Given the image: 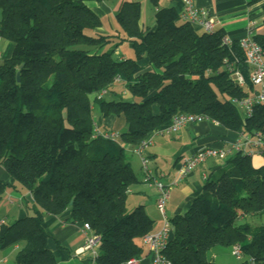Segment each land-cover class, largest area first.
<instances>
[{"label": "trees", "instance_id": "trees-1", "mask_svg": "<svg viewBox=\"0 0 264 264\" xmlns=\"http://www.w3.org/2000/svg\"><path fill=\"white\" fill-rule=\"evenodd\" d=\"M89 1L0 0V41L13 45L0 65V169L16 184L0 180V198L12 188L33 200L32 215L0 227V251L19 249L15 264H56L44 223L66 213L99 238L96 264L141 259L137 241L152 232L153 222L143 207L126 209L138 182L127 150L173 117L200 115L230 132L264 135V106L242 116L233 102L257 90L238 43L223 45L222 31L195 32L157 2L154 30L141 27L139 3L125 2L115 14L123 36L99 35L101 21ZM253 39L264 52V20ZM124 43L135 58L115 61ZM226 64L241 72L245 88ZM102 91L112 100H98ZM95 109L123 123L119 142L93 138ZM253 219L263 222L253 225ZM168 222L172 237L164 257L170 264H214L210 250L235 245L241 264H264V164L255 167L252 158L235 153L208 176L186 212Z\"/></svg>", "mask_w": 264, "mask_h": 264}, {"label": "crops", "instance_id": "crops-1", "mask_svg": "<svg viewBox=\"0 0 264 264\" xmlns=\"http://www.w3.org/2000/svg\"><path fill=\"white\" fill-rule=\"evenodd\" d=\"M252 1L193 0V3L197 9L208 13L213 23L214 31H222L225 38L237 43L245 36L246 26L250 19H253L255 22L254 28L256 35L260 34L263 30L264 0L254 4ZM125 2H137L140 4V25L143 28L149 30L155 29L154 14L157 7L173 9L178 15V23H182L180 20V16L184 11L182 0H109L101 3H97L96 0H90L88 6L101 21V27L95 31L96 34L112 36L118 33L120 36H123L115 22V14L120 5ZM154 2H157V7L154 6ZM194 30L199 34L203 33L199 29L194 28ZM12 51L13 45L11 43L0 41V65L10 58ZM118 55L119 60L128 59L129 57L124 52ZM140 65L145 68L147 66L146 60L140 62ZM98 115L100 117H97L96 120L94 119V122L103 126L105 131H113V128L119 125L115 117H108L105 118V121H102L104 118L99 113ZM151 138L153 144L144 151L143 157L147 161V167L151 171L153 178L166 185L173 180L175 172L184 159L189 158L205 147L229 152L232 145L239 139V134L227 131L212 121H204L189 125L174 135L155 136ZM127 156L138 182L130 189L127 195L126 209L131 211L136 207H143L148 218L153 222L152 232L159 231L164 225L162 218L157 216V212L159 213V211L156 204L159 198V192L154 185L144 182L141 158L132 153L131 149L127 150ZM129 156L131 159L133 156L137 157L138 167L140 166L139 175L136 172V168L138 167ZM254 160L255 158H252V161ZM219 162V160H208L203 165L197 167L185 181L176 187L178 191L175 195L173 193L171 194L172 191L170 192L169 199L164 207V214L167 221L186 212L190 202L201 194L203 184L208 178L209 172L215 173L221 168ZM0 180L10 187L13 185L2 169H0ZM28 197L33 204L32 197L28 192L14 191L12 188L8 189L0 201V207L2 205L10 206L16 210L13 216L5 214L0 221L5 219L9 223L23 218V202L29 203L27 201ZM13 217L16 218L14 219ZM69 220L70 213H66L63 217L59 218H45L44 226L50 235L48 249L54 255L56 264H86L87 261H91L90 254H78V250L85 243L86 236L84 235L81 224H73ZM18 250V247H12L0 251V261L6 259V263L3 264H15V255ZM139 264L151 263L142 262L141 260Z\"/></svg>", "mask_w": 264, "mask_h": 264}, {"label": "built area", "instance_id": "built-area-1", "mask_svg": "<svg viewBox=\"0 0 264 264\" xmlns=\"http://www.w3.org/2000/svg\"><path fill=\"white\" fill-rule=\"evenodd\" d=\"M182 1L184 4V11L180 16V20L183 23H187L193 28L199 29L204 33L214 32L213 23L207 12L197 9L194 6L193 0ZM254 27L255 22L253 19H250L246 26L245 36L237 42L241 52L243 53L244 63L248 68V81L254 88L257 89L256 93L253 95L240 101H233L234 104L243 111L245 116H249L251 114L253 106H264V52L253 39L256 35ZM222 44L229 47L232 42L224 37L222 39ZM226 68L233 75L236 85L239 88H245L246 83L241 72L233 69L232 66H228L227 64ZM106 95L107 91H102L96 98L99 100L104 98ZM204 121L210 120L205 116L193 114L175 116L172 118L167 127L152 132L131 150L132 153L141 158L144 182L149 184L151 183L159 192V198L156 205L164 225L159 231L148 233L141 239L143 247L147 249V255L152 256L151 264H170L164 257V251L172 237L169 222L164 214V207L169 199V194L172 189L176 188L180 183L185 181L197 167L203 165L208 160L212 159L222 161L225 160L227 155L231 153H242L250 158L262 156V150L264 148V135L262 133H256L252 137L239 134V139L232 145L229 152L205 147L197 151L189 158L184 159L175 172L173 180H171L168 184L164 185L163 183L155 180L151 171L147 167L146 159L143 157L144 151L153 144L151 137L174 135L189 125ZM97 137H101L112 142H119V135L117 133L113 131H101L99 127L95 125L93 128V138ZM5 223H7L6 220L2 219L0 221V227ZM82 230L86 239L84 245L78 250V254L89 253L91 259L95 260L100 247L99 238L92 233L87 224L82 226ZM230 251L231 255L237 260H241L243 258L242 250L239 246H233ZM141 260L142 259H131L125 264H139ZM0 263H6V259L1 260Z\"/></svg>", "mask_w": 264, "mask_h": 264}, {"label": "rangeland", "instance_id": "rangeland-1", "mask_svg": "<svg viewBox=\"0 0 264 264\" xmlns=\"http://www.w3.org/2000/svg\"><path fill=\"white\" fill-rule=\"evenodd\" d=\"M123 52L128 54V56H129L128 59H134L135 58L134 57V54H133V51L131 50V48L129 47V45L128 44H125V43L118 46V48H117L116 52L113 54L112 58L115 61L119 60V55L118 54H122ZM149 70H150V68H148V67L144 68V71H149ZM113 90H114V92L117 95H120L121 93H123L122 92L123 91L122 88L121 87H118V86H115L113 88ZM112 97L109 94H107L104 98L107 101H111L112 100ZM122 100H125L126 101V100H129V99L126 98V97H124V98H122ZM238 111L243 116V111L240 108L238 109ZM93 114H94V119L95 120L97 119V117H100L98 115V112H97L96 109L94 110ZM102 121H105V119L104 120L102 119ZM95 125L97 127H99V129L101 131H105V129H104L103 126H101L99 124H96V123H95ZM124 130H125V127L123 126V123L122 122H120L117 127H114L113 128V131L115 133H117L118 135L121 132H123ZM234 154L235 153H232L230 156L227 155V158L225 160H222V161L219 162V165L221 166V168H223L225 166L226 162L230 158H232L234 156ZM130 159H131V157H130ZM131 160H133L134 164L138 167V159H137V157L136 156H133V158ZM253 163H254V166L255 167L261 166L262 164H264V156L256 157L255 160L253 161ZM134 164H133V166H134ZM139 171H140V166L138 168H136V172H137L138 175H139ZM210 174H213V173L212 172H209V175ZM7 177L11 180V182L14 185H16L15 182L13 181V179L8 174H7ZM143 180H144V178H143ZM149 191H154V190H149ZM177 191L178 190L176 188L175 189H172L171 194L173 193V195H175L177 193ZM3 196L0 199H2ZM178 198H179V196H178ZM27 201H29V203H26L25 201L23 202V207H22L23 213H22V217L30 216L33 213L32 212V205L33 204L30 202L29 197H28V200ZM15 210L16 209H14V208H12L10 206H4V205H2L0 207V219L3 216H5V214H9V215L13 216ZM159 214L160 213L157 212V216H159L161 218V216ZM13 218L15 219L16 217H13ZM262 222H263V220H260V219H253V220L250 221V223H252L253 225H259ZM137 244L142 247V255L140 256V258L142 259V262L145 261L146 263H148V262L151 263L152 256L151 255H147V249L145 247H143V245H142V243H141L140 240L137 241ZM207 256H208V259L211 262H213L214 264H241L244 261V259L237 260L236 258H234L231 255V251H230L229 248H223V247H216V248L210 250ZM86 264H96V262H95V260H92L91 259V261H87Z\"/></svg>", "mask_w": 264, "mask_h": 264}, {"label": "water", "instance_id": "water-1", "mask_svg": "<svg viewBox=\"0 0 264 264\" xmlns=\"http://www.w3.org/2000/svg\"><path fill=\"white\" fill-rule=\"evenodd\" d=\"M70 206H71V204H70Z\"/></svg>", "mask_w": 264, "mask_h": 264}]
</instances>
